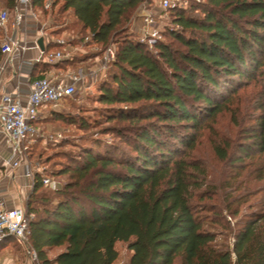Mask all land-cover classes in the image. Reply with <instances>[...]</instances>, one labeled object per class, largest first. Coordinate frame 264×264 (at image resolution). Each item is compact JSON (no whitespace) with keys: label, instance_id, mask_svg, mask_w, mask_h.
Instances as JSON below:
<instances>
[{"label":"trees","instance_id":"16d2710c","mask_svg":"<svg viewBox=\"0 0 264 264\" xmlns=\"http://www.w3.org/2000/svg\"><path fill=\"white\" fill-rule=\"evenodd\" d=\"M19 1L0 5L14 10ZM53 1L58 14L72 12L82 40L89 34L103 48L117 44L114 69L100 83L98 101L104 130L126 147L95 141L65 153L67 162L55 174L69 179L54 192L35 175L26 212L34 214L30 243L40 264H116L119 242L130 252L125 264H264V202L236 221L232 246L220 243L210 226L231 228L223 208L239 216L234 204L251 191L245 185L243 195L231 196L229 203H211L216 188L207 168L189 158L200 131L231 111L230 104L252 84L260 86L255 125L242 129L238 144L216 142L214 151L240 173L264 156V0L172 7L170 24L152 44L128 26L143 0ZM45 2L31 5L46 13ZM2 57L0 48V63ZM55 114L90 127L83 119ZM256 171L264 182V164ZM57 248L62 251L51 258Z\"/></svg>","mask_w":264,"mask_h":264},{"label":"rangeland","instance_id":"374dc122","mask_svg":"<svg viewBox=\"0 0 264 264\" xmlns=\"http://www.w3.org/2000/svg\"><path fill=\"white\" fill-rule=\"evenodd\" d=\"M2 7L6 6L1 4L0 8ZM58 9L59 8H57V10ZM143 10L141 5L132 15L128 25L130 31L135 34L137 33L139 38L140 34L137 31L136 25L139 26L141 23L140 13L143 12ZM37 12V16L40 17V14ZM46 13L48 14V19L43 20L39 28L41 31L47 33L46 35L49 38H54V41L57 42H53L54 45L47 50V55L45 56L49 62L47 61L45 64L42 63L41 68L50 69L53 63H58L62 75L72 74L81 69L80 67L94 73V75H90L84 80L80 85L79 92L74 97L69 98L67 101L60 102L58 105H51L48 107V115L45 118H39L38 125L34 124L37 128V133L24 143L26 148L23 150L19 159L18 166L23 168V175L25 178L30 179L26 173L32 171L36 174H40L41 177L56 179L59 188L69 179L68 175L55 174L67 162L64 156L65 153H76L82 147L92 145L95 141H101L107 144H120L123 147L126 146L121 143L112 132H107L106 129L104 130V127L107 125L101 111L104 106L98 101L100 94L99 85L109 78L111 71L114 69L112 67L114 60L110 61L103 71L96 72L95 74L106 50L112 48L116 53L117 44L110 43L103 48L101 44H94L89 34L82 40L84 32L80 30V25L71 21L72 18H70L68 14L60 15L58 12H53L52 9L48 10ZM14 20L15 12L13 11L10 14V22L12 23ZM65 21L67 22L65 23ZM170 22L171 18L169 17V12H167L158 28L162 30V28L170 24ZM131 26H133V29ZM1 45L2 41H0V48L2 49ZM57 52H64L67 58H48V56L56 55ZM97 52L101 54L96 57L95 55H97ZM259 89L260 86L257 84H252L243 89L239 95V102L236 99L235 102L230 104L232 108L231 111L227 110L222 112L214 121H211L207 124V127H204L200 131L196 146L189 154V158L203 163L206 166L208 181L211 186L216 188V195L211 203H229V201H232V199H230L231 196L243 195L245 185L251 191L247 193V200L243 203L234 204L235 207H239L241 210L239 216L231 217L229 216V211L223 208V213L229 221L231 228L223 230L222 227L218 225L210 226L219 233L218 241L220 243H227L229 246H232L234 241L233 231L236 227V221H238L243 214L260 210L264 202V188H262L264 187V182H260L256 178L258 175L256 170L260 169L264 164V156L255 158L254 161L247 164L250 167L240 173L236 167H228L217 157L214 146L216 142H232L233 144H238L243 138L242 129H248L252 125H255L256 95ZM55 112L88 121L90 127L81 128L79 123L73 124L68 121L59 120ZM250 170L252 172L251 176H249ZM31 180L34 181L32 178ZM239 185L241 186L239 187ZM235 188L238 190L235 193L231 192V189ZM44 189L48 192L57 190H53L46 185ZM26 201L24 203L25 209ZM210 215L212 214L210 213ZM14 242L16 243L15 240ZM19 245H21V247L24 246L20 242ZM117 249L119 250L120 258L116 264H125L130 255L126 243L119 242L117 244ZM56 251L55 249L50 255H54Z\"/></svg>","mask_w":264,"mask_h":264},{"label":"built area","instance_id":"2783aa9c","mask_svg":"<svg viewBox=\"0 0 264 264\" xmlns=\"http://www.w3.org/2000/svg\"><path fill=\"white\" fill-rule=\"evenodd\" d=\"M191 1L201 2L203 0H143L144 10L140 13L141 25L138 29L140 40L149 41L152 44L161 39V29L158 27L168 10L172 7H186ZM53 2V0H46L45 8L52 9ZM25 5L32 7L31 0H20L14 10H9L6 7L0 8V30L9 24L12 11L15 12L13 26H21L26 18ZM30 13L33 18L38 20L36 12L31 11ZM1 47L2 54L8 55L7 59L9 60L21 56L29 48L11 36L3 38ZM31 47L39 50L37 60L46 57L47 49H41L38 40ZM115 57L114 50L107 49L95 74L103 71L110 61L115 60ZM48 58L66 59L67 55L64 52H57L56 55L48 56ZM90 75L92 76L94 73L81 68L69 74L66 81L54 80L50 77L35 78L31 81L30 92L25 99L11 92L3 94L0 99V128L5 133L11 148L9 164L14 166L19 164V159L26 148L24 143L37 133L34 121L39 119L40 109L44 106L58 105V103L74 97L79 92L80 85ZM26 175L30 179H34L36 173L28 171ZM42 181L44 185L53 190L58 188V181L54 178L42 177ZM33 218L34 214H28L24 207L7 208L0 202V243L9 236L16 238L24 245L29 263L40 264L37 251L30 243V221Z\"/></svg>","mask_w":264,"mask_h":264},{"label":"crops","instance_id":"0c3cea01","mask_svg":"<svg viewBox=\"0 0 264 264\" xmlns=\"http://www.w3.org/2000/svg\"><path fill=\"white\" fill-rule=\"evenodd\" d=\"M24 8L26 11V19L21 26L14 27L13 21L12 23L9 22L7 27L0 30V41L6 36H11L29 46L21 56L14 57L12 60L7 59L8 55L3 54L0 63V99L3 94L8 92L18 94L25 99L30 92L31 81L38 76H49L54 80L66 81L69 75H62L58 63H53L50 69L43 70L40 66L36 67L34 70L36 64L47 63L48 59L44 57L41 60H37L39 57V50L31 46L34 45L35 41H39L43 38L45 48L50 49L57 41H54V38H49L46 35L47 33L41 31L39 28L41 22L48 19V14L44 13L41 9H34L26 5ZM57 8L58 7L53 11L57 12ZM31 11H38L37 13L40 14L38 20L31 16ZM67 13H69L70 18H72L71 21L76 20L71 11ZM66 22L67 21H65V23ZM140 25L141 23L139 26L136 25L137 31ZM131 28L133 29V26H131ZM95 56L97 57L98 55ZM49 106H44L40 109L39 114L41 117L39 118H45L48 115L47 109ZM34 124L38 125V120L34 121ZM10 156L11 148L7 142L5 133L0 128V202L7 208L24 207V203L32 191L33 180L24 177L23 168L21 166H14L8 163ZM56 250L54 255H50L51 258H55L56 255L62 251V248H57ZM53 251H50V253ZM0 264L31 263H29L24 246L21 247L16 238L9 236L0 243Z\"/></svg>","mask_w":264,"mask_h":264},{"label":"water","instance_id":"95a60500","mask_svg":"<svg viewBox=\"0 0 264 264\" xmlns=\"http://www.w3.org/2000/svg\"><path fill=\"white\" fill-rule=\"evenodd\" d=\"M38 44H39V46H40L41 49H45V45H44L43 38H41V39L38 41Z\"/></svg>","mask_w":264,"mask_h":264}]
</instances>
